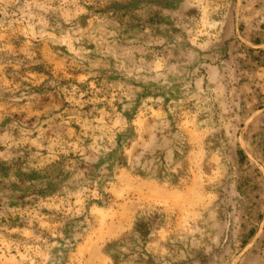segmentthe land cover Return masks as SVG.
Returning <instances> with one entry per match:
<instances>
[{
	"label": "rangeland",
	"instance_id": "rangeland-1",
	"mask_svg": "<svg viewBox=\"0 0 264 264\" xmlns=\"http://www.w3.org/2000/svg\"><path fill=\"white\" fill-rule=\"evenodd\" d=\"M0 264H264V0H0Z\"/></svg>",
	"mask_w": 264,
	"mask_h": 264
},
{
	"label": "trees",
	"instance_id": "trees-1",
	"mask_svg": "<svg viewBox=\"0 0 264 264\" xmlns=\"http://www.w3.org/2000/svg\"><path fill=\"white\" fill-rule=\"evenodd\" d=\"M239 153H240V155L243 157L244 155H243V153H242V151H239ZM253 235H250V237H252Z\"/></svg>",
	"mask_w": 264,
	"mask_h": 264
}]
</instances>
